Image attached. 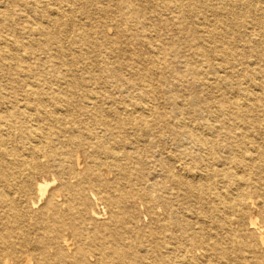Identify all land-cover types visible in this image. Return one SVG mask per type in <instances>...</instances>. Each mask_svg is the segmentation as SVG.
<instances>
[{
  "label": "rangeland",
  "instance_id": "obj_1",
  "mask_svg": "<svg viewBox=\"0 0 264 264\" xmlns=\"http://www.w3.org/2000/svg\"><path fill=\"white\" fill-rule=\"evenodd\" d=\"M41 1L45 11L34 9L32 0H0V109L11 110V120L7 122L11 141L6 146L7 149L16 146L21 150H32L35 143L28 137L34 133L30 131L35 130L42 141L40 148L42 147L43 151L50 153L55 148L64 149L67 147L64 142L66 135L73 132L67 131L70 120L73 121V118L78 116L80 122L82 119L88 122L90 118L87 119V109L101 110L92 114L93 117L97 113L106 114L107 109H115L117 113L107 115L108 119L120 123L119 120L123 118L122 120L127 119L132 122L139 120L143 115L146 121L141 127L145 129L147 126H152L155 133L166 140V143L155 144L140 141L139 144L125 145L123 149L138 151L142 157L161 158L166 165V159L161 157V149L168 145V137L174 138L177 142L171 143L170 149L178 153L185 149V146H189V138H185V133L191 135L192 124L220 123L232 127V124L241 123L250 125L252 131L255 125L264 123V36H262L264 32L258 29L256 24L249 22L250 18L244 28L246 19L239 16L240 29L236 32H229L225 27L215 25L216 29H212L213 38L207 41L201 36V30L196 31V28L203 22L208 11L191 14L192 19L188 20L175 0H129L128 6H134L140 11L139 19H144L145 23L143 27H136L131 20L123 22L119 19L118 10L114 6L119 0ZM252 1L256 8L264 7V0ZM214 6L216 11L220 7L216 3ZM127 7L122 6V13L128 10ZM234 7L237 11H243L240 4ZM91 8L97 10L92 11ZM85 9L90 12H86ZM100 9L106 11L107 15H104ZM7 13L11 17L6 16L7 20H5ZM39 15H43L40 20L41 32L34 33L36 18ZM262 19L264 21V18ZM6 22L17 23L20 27L17 31L32 38L25 51L10 48L14 44L11 36L20 39L16 29L8 31V38L11 37L9 46L5 43L3 34L6 32L4 29ZM114 23L122 28L123 38L121 42L109 45L106 40L103 41L104 34L111 37L117 35L113 27ZM124 33L127 35L125 36ZM19 52H22L24 57H21ZM241 54L244 55V61L248 63L255 61V64H250L248 68L236 64L234 61ZM23 66L28 70V79L20 74ZM10 73H12L11 77L8 76ZM254 75L257 79L250 80ZM213 76L217 78L215 83H212ZM256 81L262 84V89L255 88L253 82ZM236 101L245 102V108H237L234 105ZM26 102L33 103L34 107L30 109H68V111L66 115L63 114L64 112L54 114L57 121L50 123L51 131L40 130L35 125H41L38 117L30 113L24 115L18 113V109H27ZM95 105L97 106L94 107ZM124 107L141 109L129 113L123 110ZM173 109L177 113L173 112ZM22 116L30 118V122L24 128L19 126V122H24ZM42 134L48 139L42 137ZM143 135L151 136V134ZM217 140L226 142L223 138ZM80 149L75 150L72 156H79L84 166L86 163L90 165L92 162L84 158L83 149L81 151ZM36 156L39 162H35L34 158L33 163L39 174L35 173L33 176L52 177L53 172L48 168L49 162L43 156V152L40 151ZM120 162L128 172L130 168L147 170L144 163L124 158H121ZM5 172L7 174L4 173V177H0V183L14 179L18 181L17 189L23 190L19 169L11 166ZM230 173L231 171L229 176ZM250 174L255 177L252 181L264 182L263 173H260V178L254 172ZM111 177L125 182L116 174L110 173L107 176V178ZM161 178V173H152L147 182L152 183ZM214 180L216 181V177ZM11 185L14 187L11 190L15 191V185L13 183ZM164 185L168 187V183ZM255 187L259 190L262 188ZM130 195L138 202L136 213L133 212L135 216L133 224L132 222L130 224L144 230L137 240L130 237L124 240V243L127 246L134 244L137 254H145L149 264H156L154 254L160 253V250L165 264H178L185 255H193L203 264L207 260L208 264H240V260L236 259L239 251L235 240L247 230L239 224H233L231 230L222 231L221 237L214 239L212 236L215 232L210 231L207 222L201 223L203 214L209 215L213 210L202 209L192 200L182 199L181 196L171 193L169 195L174 198L172 201L177 203L178 209L175 219L184 226L185 231L174 233L173 239L169 240L162 249V245L154 240L155 236L163 234L162 230L154 227L155 221L145 212L140 197L136 198L132 193ZM21 203H25L27 208L28 202L24 199L17 200L15 209L25 213V206ZM181 205L186 208H182ZM180 207L182 213L185 212L184 215H181ZM8 208L6 192L2 195L0 191V230L11 218V216L3 218ZM158 209L156 215L162 218L164 214L162 207ZM31 213L38 215L37 210ZM255 217L260 223L264 214L261 215L255 210ZM25 218L28 219L27 216ZM29 221L24 222L20 219L15 222L13 236L18 232V228L33 224V220ZM29 230L32 231L30 228ZM27 233L29 240L37 239L36 232ZM202 237L205 244L217 245L226 251L224 256L227 258L221 257L218 250L216 252L212 250L213 247L207 252L204 247L199 246L195 240L200 241ZM166 246H176V248L170 250L166 249ZM251 260V253H246L241 262L249 264Z\"/></svg>",
  "mask_w": 264,
  "mask_h": 264
},
{
  "label": "bare ground",
  "instance_id": "obj_2",
  "mask_svg": "<svg viewBox=\"0 0 264 264\" xmlns=\"http://www.w3.org/2000/svg\"><path fill=\"white\" fill-rule=\"evenodd\" d=\"M128 1H116L117 5L114 6L118 10L119 19L123 22L131 20L136 27L145 26L144 19H139L140 11L134 6H128ZM175 1L188 20L192 19L191 14L208 11L203 22L196 28V31L201 30V36L207 41L213 38L212 29H216L215 25L225 27L229 32L239 31V16L246 19L243 24L244 28L250 18L249 22L256 24L258 29L264 32L262 19L264 18V7L256 8L252 0ZM32 2L34 9L45 11L41 0H32ZM214 3L220 6L217 11ZM237 4L243 7V11L235 9L234 5ZM122 6H128V10L124 13H122ZM91 10L97 9L91 8ZM100 10L107 15L106 11ZM85 11L90 12L87 9ZM6 16L11 17L7 13L5 20H7ZM42 17L43 15L37 16L34 33L41 32ZM4 27L6 32L3 34V39L8 44L7 46L12 37L14 44L10 48L25 51V47L31 43L32 38L18 32L20 27L17 23L6 22ZM113 27L117 32L116 36L111 37L104 34L103 41L106 40L109 45L121 42L123 38L122 28L115 23ZM11 29H16L20 34L19 40L13 36L8 38V31ZM124 35L126 36L127 33ZM19 55L24 57L22 52H19ZM243 58L244 55L241 54L234 62L246 68L250 64H255V61L248 63ZM20 74L28 79V70H25L24 66ZM8 76L11 77L12 73ZM211 78L212 83H215L217 78L214 76ZM256 79L254 75L250 80ZM253 85L258 90L262 89L259 81L253 82ZM20 100L23 101V99ZM32 104V102H26L27 109H18V113L23 115L30 113L38 117L41 125H35L40 130L51 131L50 123L57 121L54 114L64 112L63 114L66 115L68 111V109H30L34 107ZM234 105L242 109L246 106L245 102L240 101H236ZM138 109L141 108H123L129 113L136 112ZM105 111L106 114L97 113L93 117L92 114L101 112V110L87 109V119L90 118L88 122L82 118L80 122L78 116L75 117L76 119L73 118V121L70 120L67 131L73 132L66 135L64 139L67 147L55 148L49 153V151H43L42 147L40 148L42 141L36 130L30 131L34 133L28 137L35 143L32 150H21L16 146L7 149L6 146L11 141L7 127V122L11 120V110L0 109V177H4V173L7 174L5 172L7 168L17 167L23 187V190H18V181L14 179L0 183L1 194L4 195L6 192L9 204L8 211L3 218L11 216L7 224L3 222L5 225L0 230V264H149L145 254H137L134 244L127 246L124 243V240L130 237L137 240L144 230L137 229L130 224L131 222L133 224L135 217L133 212L136 213L138 206V202L130 197L131 193L136 195V198L140 197L145 212L150 219L155 221L154 227L162 230L161 236L154 237L155 242L162 245V249L169 240L173 239L174 233L185 231L184 226L175 219L178 210L177 203L172 201L174 198L169 195L175 193L182 199L192 200L193 203L199 204L202 209L213 210L209 215L203 214L201 223L207 222L210 231L215 232L212 236L214 239L221 237L222 231L231 230L235 223L246 229L247 232L242 233V236L235 240L239 251L236 259L240 260V264H246L241 260L244 254L251 253L252 260L249 264H264V217L260 223L255 217V210L261 215L264 214V182L261 183L259 180L254 182L252 181L255 180L254 175H249L254 172L260 178V173L264 174V123L255 125L252 131H250V125L241 123L240 125L232 124V127L220 123L216 125L192 124L191 135L185 133V138H189V146H185V149L178 153L170 149L171 143L177 142L174 138L168 137V145L161 149V157L166 159V165H164L161 158L148 155H146L148 157H142L138 151L123 149L125 145L139 144L140 141H146L149 144L166 141L155 133L152 126H147L145 129L141 127L146 121L143 115L139 120H132V122L127 119V121L122 120V118L119 123L107 118V115L117 113L115 109ZM173 112L177 113L175 109ZM22 118L24 122H19V126L24 128L30 122V118L26 116ZM179 125L182 126L181 123ZM143 134H151V136L145 137ZM42 137L47 138L45 134H42ZM219 138H223L226 142L218 141ZM78 148H81L80 151L83 149L84 158L92 162L90 165L86 163L84 166L79 156H72ZM40 151L49 162L48 168L53 172L50 178L33 176L35 173L39 174L33 159L37 158L36 154ZM121 158L144 163L147 170L130 168L128 172L123 168ZM188 159L190 161L186 162ZM35 162L39 160L36 159ZM229 171H231L230 176ZM110 173L118 175L125 182H121L116 177L107 178ZM133 173L141 175L133 176ZM152 173H161L162 178L152 183L147 182ZM11 183L15 185V191L11 190L14 188ZM164 183H168V187H165ZM255 186L262 188L259 190ZM24 199L27 200L28 206L26 208V204L21 203L25 206V213H20L15 209L16 202ZM161 207L164 213L162 218L156 215L159 212L158 208ZM182 208L186 207L182 206ZM33 210L38 211L37 216L31 213ZM179 211L181 215H184L185 212L182 213V209ZM20 219L24 222L33 220V224L18 228V232L13 236L15 222ZM29 228L38 234L37 239L29 240L27 232H32ZM27 229L29 231H26ZM203 237L200 241L195 240L199 246L204 247L207 252L213 247L212 250L215 252L218 250L219 255L225 257L226 251L217 245L205 244ZM167 248L173 250L176 246H166ZM227 251L229 252L228 248ZM154 256L156 264H165L162 250ZM178 264L203 263L193 255H185ZM205 264H208V260Z\"/></svg>",
  "mask_w": 264,
  "mask_h": 264
}]
</instances>
